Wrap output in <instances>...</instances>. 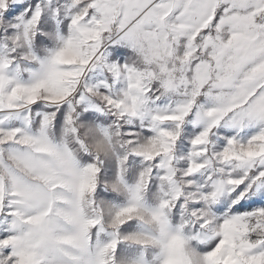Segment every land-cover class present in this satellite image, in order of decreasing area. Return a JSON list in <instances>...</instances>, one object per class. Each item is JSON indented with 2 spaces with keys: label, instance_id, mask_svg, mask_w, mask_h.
Wrapping results in <instances>:
<instances>
[{
  "label": "snow or ice",
  "instance_id": "obj_1",
  "mask_svg": "<svg viewBox=\"0 0 264 264\" xmlns=\"http://www.w3.org/2000/svg\"><path fill=\"white\" fill-rule=\"evenodd\" d=\"M0 264H264V0H0Z\"/></svg>",
  "mask_w": 264,
  "mask_h": 264
}]
</instances>
